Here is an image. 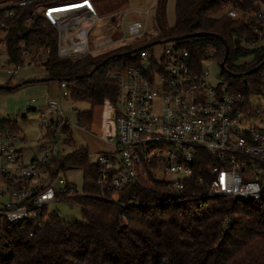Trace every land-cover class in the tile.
I'll use <instances>...</instances> for the list:
<instances>
[{"label":"built area","instance_id":"obj_1","mask_svg":"<svg viewBox=\"0 0 264 264\" xmlns=\"http://www.w3.org/2000/svg\"><path fill=\"white\" fill-rule=\"evenodd\" d=\"M102 0H4L0 11V56L9 57L10 26L14 9L33 5L31 16L42 18L56 32V53L60 59L80 60L126 47L125 41L142 35L158 0L149 8H116L102 17L96 8ZM221 7V15L251 28L255 39L240 40V46L254 49L264 42V0H206ZM29 17L26 23L30 21ZM143 20L141 31L129 36L128 23ZM100 25V31L95 33ZM120 29V33H119ZM90 36L100 38L92 46ZM134 43L132 50L157 40ZM143 41V40H142ZM141 42V41H140ZM169 42L161 56L147 49L135 54L136 65L108 75L117 85L111 105L113 134L104 141L111 150L95 155L97 198L121 203L119 194L130 184L149 178L165 182L180 202L184 198L202 200L227 198L237 202L264 199V65L257 71V89L235 91L221 80L213 84L206 66L217 63L216 50L201 56ZM168 44V43H167ZM19 54L7 70L14 78L22 70L45 69L50 48L45 45L25 48L19 42ZM151 48V47H150ZM149 49V48H148ZM131 50V51H132ZM218 64V63H217ZM62 100H69L65 82L59 83ZM31 99L22 119L40 109ZM39 113L43 133L41 158L25 163L24 140L20 134L0 129V197L6 205L0 216L17 227L23 222L40 226L49 215L48 207L84 196L68 181L62 165L73 152L68 133L72 121L66 117L56 98L48 99ZM75 129L89 130L75 121ZM69 146L63 157L58 146ZM201 190H194V188ZM132 205L141 206L133 196ZM31 236V235H30Z\"/></svg>","mask_w":264,"mask_h":264},{"label":"trees","instance_id":"obj_2","mask_svg":"<svg viewBox=\"0 0 264 264\" xmlns=\"http://www.w3.org/2000/svg\"><path fill=\"white\" fill-rule=\"evenodd\" d=\"M166 3L157 2L160 35L156 40L193 36L178 45L196 56L214 49L218 65L224 59V41L229 55L221 70L223 82L243 93L258 88L257 72H249L264 61V42L254 49L240 46L241 39H255L249 26L222 16L216 2L176 0L174 24L165 28ZM118 5L112 2V7ZM33 8H15V17L6 21L10 26L9 62H16L21 41L26 49L45 45L50 48L44 69L47 77L0 91L13 92L50 82L59 87L65 82L69 100L89 105L88 110L76 114V120L90 128L95 108L115 104L117 85L108 75L136 65L138 58L121 55L132 50L126 46L80 60L60 59L55 30L42 18L31 16ZM3 15L0 11V21ZM200 33L211 36L198 37ZM0 129L21 133L10 119L1 120ZM71 134L67 135L74 150L62 165L66 170L83 172L85 194L66 203L80 208L82 222L68 223L49 215L40 226L23 222L14 227L0 216V264H264V199L237 202L186 197L178 202L168 184L149 178L130 184L119 194V201L128 206L101 200L97 198L96 167L90 162L88 150L75 147ZM133 196L141 206L132 205Z\"/></svg>","mask_w":264,"mask_h":264},{"label":"rangeland","instance_id":"obj_3","mask_svg":"<svg viewBox=\"0 0 264 264\" xmlns=\"http://www.w3.org/2000/svg\"><path fill=\"white\" fill-rule=\"evenodd\" d=\"M4 0H0V4ZM117 4L119 2V7H123L127 5L129 8H149L150 5H154L155 2L153 0H114ZM99 13L102 17H106L112 13L116 8L112 7V4L109 0H102L98 4H95ZM175 5L176 0H167L165 6V28H170L173 26L175 21ZM154 7V6H153ZM143 20L134 23H128L125 25V30L129 36L135 34V31H141L143 27ZM159 21L156 18V12H152L150 19L147 21V24L144 28V33L142 35L136 36L134 38H130L125 41L126 46H131L134 43L140 42L144 39L148 40H156V38L160 35V26ZM120 33V29H119ZM100 38H95L90 36L89 44H92L98 41ZM169 45V43H163L159 45L152 46L147 49V51L156 56H161L164 52V49ZM12 65L9 62L7 57L0 56V88H8V86H16L24 82H28L31 80H44L47 77L45 71L40 68H29L26 70H22L18 73V75L14 78L8 75L7 70ZM206 70L208 71V79L213 83H220L222 80L221 70L217 63H213L211 65H207ZM33 91H25L24 87L18 89L13 92L8 91H0V121L3 119H10L12 122H16L18 130L21 132L20 137L25 142L21 144L23 148V155L25 163H29L33 160L34 157L41 158L40 147L43 145V133L40 127L39 122V113L40 109L37 111L28 113L26 115L27 120L22 119V112L25 111L26 107L29 105L31 99H35L38 104H41L37 97H41ZM61 108L66 117L70 118L72 121V129H71V139L76 148L84 147L88 152L90 151V146L86 139L81 136L78 130L75 129V121L76 114L78 112H84L89 109V105L86 103H74L71 100H62L60 99ZM100 112V111H98ZM94 113V112H93ZM59 151L63 150V154L61 156L65 157L72 150L69 146L62 147L58 146ZM90 162L95 161V155L90 154ZM64 177L68 179V181L72 182L77 186L79 190L82 187L83 181V172L81 170H66ZM6 205V198L0 197V210H2L3 206ZM48 211L57 213L61 220L68 223H81L82 215L81 210L78 206L67 204L66 202H58L48 207Z\"/></svg>","mask_w":264,"mask_h":264},{"label":"crops","instance_id":"obj_4","mask_svg":"<svg viewBox=\"0 0 264 264\" xmlns=\"http://www.w3.org/2000/svg\"><path fill=\"white\" fill-rule=\"evenodd\" d=\"M112 2L115 3L114 0H111V4ZM24 90L28 92L35 90V93L42 95L41 97H37L41 103H36V106L39 108L43 107L48 99L56 98L60 100L61 98V90L56 82L27 85L24 87ZM111 112L110 103H106L102 107L95 108L89 130L78 131L91 147L89 151L90 154L96 155L97 153H103L111 150V146L104 141L106 136L113 134Z\"/></svg>","mask_w":264,"mask_h":264},{"label":"water","instance_id":"obj_5","mask_svg":"<svg viewBox=\"0 0 264 264\" xmlns=\"http://www.w3.org/2000/svg\"><path fill=\"white\" fill-rule=\"evenodd\" d=\"M197 36H198V37H208V36H211V35H210V34H201V33H200V34H197ZM190 37H193V36H185V37H182V38H176V39H163V40L153 41V42H151V43H148V44H145V45L140 46V47H138V48H135V49L132 50V51L125 52V53H123V54H121V55L129 56V55H132V54L137 53L138 51H141V50H144V49H148V48H150V47H152V46H155V45H159V44H163V43H169V42H175V41H176V42H177V41H182V40H184V39H188V38H190ZM145 41H146V40H143V41L139 42L138 44L145 43ZM222 42H223V44H224V46H225V54H224V59H223V61H222L221 64L219 65L220 70H224V69H225V63H226L227 58H228V55H229V50H228L227 44H226L224 41H222ZM104 63H105V61H104L102 64L96 66V67L93 69V71L89 74V76H91L92 73H93L95 70L99 69ZM263 65H264V61H263L259 66H257V67L254 68L253 70H251V71L249 72V74L254 73V72H257V71H258ZM245 82H246V80H244V83H245Z\"/></svg>","mask_w":264,"mask_h":264},{"label":"bare ground","instance_id":"obj_6","mask_svg":"<svg viewBox=\"0 0 264 264\" xmlns=\"http://www.w3.org/2000/svg\"><path fill=\"white\" fill-rule=\"evenodd\" d=\"M100 31V25L96 28L95 33H98Z\"/></svg>","mask_w":264,"mask_h":264}]
</instances>
